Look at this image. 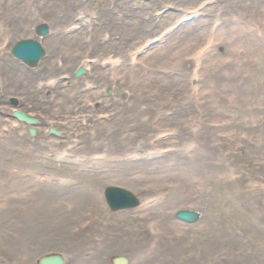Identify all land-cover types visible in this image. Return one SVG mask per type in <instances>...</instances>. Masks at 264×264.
<instances>
[{
    "label": "rangeland",
    "instance_id": "obj_1",
    "mask_svg": "<svg viewBox=\"0 0 264 264\" xmlns=\"http://www.w3.org/2000/svg\"><path fill=\"white\" fill-rule=\"evenodd\" d=\"M217 1L0 0V23L20 25L0 29L10 39L0 60L29 87L4 98L0 76V100L22 109L17 98L27 92V112L45 117L35 112L42 103L46 123L63 129L54 138L38 122L31 137L0 104V264L48 255L66 264L118 256L130 264H264V0L234 9ZM139 7L141 31L111 29ZM105 9L115 22L102 19ZM41 25L46 39L36 37ZM155 36L152 63L143 44ZM28 39L45 50L33 69L11 55ZM114 40L124 52L110 47ZM79 68L87 75L75 79ZM38 88L48 94L35 100ZM71 91L77 98L66 97ZM99 94L108 110L97 109ZM86 141L98 147L81 149ZM107 187L131 192L141 206L111 212ZM182 210L201 220L178 222Z\"/></svg>",
    "mask_w": 264,
    "mask_h": 264
},
{
    "label": "bare ground",
    "instance_id": "obj_2",
    "mask_svg": "<svg viewBox=\"0 0 264 264\" xmlns=\"http://www.w3.org/2000/svg\"><path fill=\"white\" fill-rule=\"evenodd\" d=\"M251 1L252 0H218L217 1V5L218 6H223V8H226V9H234V8H237V7H239V8H241V6H244V7H250V3H251ZM179 2H182V1H179ZM248 2H249V4H248ZM167 3H170V1H167ZM129 8L131 7V5H129L128 6ZM132 8V7H131ZM139 11L138 12H133L132 10H127L126 12H124V14H127V13H130L131 15L129 16V20H127L128 18L126 17L125 19H124V21H123V23H124V25H123V28H120V27H114V26H111V29L113 30V31H117L116 33H119V34H121V35H132L133 33H134V31H133V27H135L136 29H138L139 28V25H140V23L141 24H145L143 21H142V19H143V16L141 15V11H144V10H141L140 11V7H139V9H138ZM46 12H48V11H46ZM145 12V11H144ZM5 14H6V12H5ZM48 14H51L50 12H48ZM147 14V13H146ZM116 14L114 13V10H111V9H105L104 11H103V13H102V19H108L110 22H115V18H116V16H115ZM171 14H169L168 16H170ZM2 15H1V10H0V20H2ZM164 17V16H163ZM167 16H165V18H166ZM104 20H102L101 21V25H98V27H97V29H102L103 27H104ZM79 21H81V20H79ZM133 21V22H132ZM155 21V20H154ZM13 26H20V25H17V24H14V23H6V22H3V23H0V29H4L5 31H6V28H11V27H13ZM120 28V29H119ZM4 30H0V41L2 42V43H0L1 44V46H0V54H2V53H4L5 52V50H6V46H8L9 45V43H10V39H8V38H3V34H4V36H6V33L4 32ZM139 31H141V28H139L138 29ZM137 33V32H136ZM139 33V32H138ZM201 34H204V30H202V32H201ZM201 34H198L199 36L198 37H202V35ZM137 35V34H136ZM37 37V39H39L38 38V36H36ZM126 37H128V36H126ZM151 37V36H150ZM156 37V38H155ZM154 38H152V39H150V40H147V41H145L144 43L145 44H143L144 46L145 45H147L148 43H152L153 41H155L156 39H157V37H159V36H155ZM17 38V36L16 37H14V39H16ZM75 37L73 36V37H70V38H68V39H66V40H72V39H74ZM37 41V40H36ZM73 43V42H72ZM72 43H71V46H72ZM111 43L113 44V45H110V47L111 48H113V49H117L118 51L119 50H121V52H124L123 50L124 49H126V46H124V43H117V41L116 40H114V41H111ZM149 46H148V48L150 47V45H152V44H148ZM123 46V48H121ZM131 46H132V44H131ZM143 46V47H144ZM155 47V46H154ZM154 47H150L149 49L151 50H153V48ZM44 48V47H43ZM120 48V49H119ZM134 48V50L137 48L136 46L135 47H133ZM147 48V49H148ZM141 49V48H140ZM139 49V50H140ZM148 49V50H149ZM139 50H137L136 51V53L137 52H139ZM154 51V50H153ZM70 53H72V55H74V56H79L78 54H77V51H73L72 50V47H71V52ZM167 55V54H166ZM166 55H164L165 57H160V58H167V56ZM132 57V56H131ZM158 56L156 55V53H155V51L154 52H152L151 54H149L148 56H147V61H149V62H152V61H155V59L157 58ZM159 58V57H158ZM157 58V59H158ZM2 59V58H1ZM1 61V68H2V70L4 71H1L0 72V76H3V77H5L4 78V81H5V89H4V94H5V96H4V98L5 97H9L10 95H14L13 93H14V91L15 92H21L20 90H21V88H23V89H25L24 91H27L28 90V88H27V86L25 85V83L24 84H21V78L19 77V78H17V72H14V71H9L10 70V68L9 67H7L6 66V64H4V62H3V60H0ZM152 63H154V62H152ZM45 64V63H44ZM12 68H14V69H16L15 68V66L16 65H10ZM133 66H136V65H133ZM7 67V68H6ZM137 67H140V65H137L136 66V68ZM53 69H55V68H53ZM17 70H19L18 68H17ZM56 70V72H57V74L59 75V74H61V73H64V72H62V71H59V70H57V69H55ZM73 71V70H72ZM128 71V70H127ZM10 72H11V75H12V77H11V75H10ZM107 72H109V71H107ZM107 72H104L103 73V76H107ZM118 72H120V71H118ZM118 72H116L117 74H118ZM71 73V72H70ZM72 73H74V71L72 72ZM116 73H114V74H116ZM21 76H22V74H20ZM115 76V75H114ZM120 76V75H119ZM113 77V76H112ZM23 78V77H22ZM13 80H16V81H19V86H17V87H15V84H13ZM120 80H122V76L120 77ZM138 81L139 80H137V82H135V86L133 87V89L134 90H136L135 91V93L132 95V97H133V99L131 100V102H130V104L131 103H133V102H135L134 100H135V97L137 96V93L139 92L138 90L140 89V86L138 85L137 86V84H138ZM62 82V81H61ZM50 83V82H49ZM152 84V83H151ZM21 86H24V87H21ZM155 84L154 85H151V87H152V89H155ZM18 87H19V89H18ZM123 86H120V90H121V88H122ZM34 88V87H33ZM43 90V89H42ZM40 88H38V93H36V94H34L33 95V98L35 99V100H38L40 97H41V94L43 93V96L44 95H46V94H48V93H46V92H43ZM41 91V92H40ZM71 93V95H67L66 97H69V96H72L73 98H75L76 96H77V93H74V92H70ZM22 96H24V97H22ZM14 97H16V95H14ZM21 97H22V99H21ZM65 97V98H66ZM90 97H91V95H90ZM29 96H28V94H27V92L25 93V92H23V94L22 95H19L18 96V101H22L21 102V105H22V107H24V108H22V109H20V107H14V108H8V106H6V102H5V100H0V104H4V107H6V109H3V111L5 112L6 111V113H13L14 111H21V112H24L25 114H27V115H29L30 117H34V116H31V114L29 113V112H27V108H28V103H29ZM77 98V97H76ZM96 99H98V100H101L102 101V103H101V105L100 106H97V109H99V110H108V107H107V105H106V98H105V96L104 95H102V94H99V97H97ZM41 100V99H40ZM59 100H61L60 99V96H59ZM120 100V99H119ZM20 103V102H19ZM119 104H121V103H119ZM121 107V111H122V113H123V111H124V109H125V105L123 104V105H121L120 106ZM37 109L39 110V112H41L40 114L43 116V114H45L44 116L45 117H39L38 116V118H36V116L34 117L35 119H36V121H38L39 123H41V125H42V127H43V125H47L46 127H45V129L47 130V128L50 126L49 125V123H46L47 122V120H48V118L46 117V114H47V108H46V106H44L42 103H36V108H35V112H37ZM128 109V108H127ZM43 112V113H42ZM36 114V113H35ZM48 115H50V109H48ZM101 115H104L103 113L102 114H99L98 115V117L99 116H101ZM63 112H62V115H60L59 116V118H54L57 122L58 121H64L63 120ZM99 122V121H98ZM100 123H103V122H100ZM104 123H105V121H104ZM69 125L70 124H72L71 122H69L68 123ZM92 127L93 126H89V128H88V130H91L92 129ZM56 129L55 130H59V131H63V129H61L60 127H58V125L55 127ZM34 129H36V128H34ZM100 137H101V134L99 133V138L98 139H100ZM51 139H54V138H51ZM53 143H55V142H53ZM98 143H96V144H92L91 142H89V141H86V143H85V145L81 148V149H84V147L85 148H87V149H89V148H93V147H96V145H97ZM97 147H98V145H97ZM90 150V149H89ZM105 156V155H104ZM78 167H80V166H78ZM147 235V234H146ZM174 259V258H173ZM172 259V260H173Z\"/></svg>",
    "mask_w": 264,
    "mask_h": 264
},
{
    "label": "water",
    "instance_id": "obj_3",
    "mask_svg": "<svg viewBox=\"0 0 264 264\" xmlns=\"http://www.w3.org/2000/svg\"><path fill=\"white\" fill-rule=\"evenodd\" d=\"M38 36H46L48 34V27L45 25L37 28ZM12 54L18 60H21L29 67L34 68L38 65L41 58L44 57V50L39 43L27 40L18 42L12 50ZM85 73L84 69H79L76 73V78L82 76ZM13 117L19 122H24L30 125H36V121L27 117L21 112H14ZM36 131L31 129L30 135L35 136ZM106 202L113 212L134 209L139 206L138 199L130 192L115 188L108 187L105 190ZM176 218L182 222L192 224L198 221L199 215L195 212L181 211L176 214ZM114 264H128V260L125 257H118L114 259ZM39 264H65L64 258L61 256H47L40 259Z\"/></svg>",
    "mask_w": 264,
    "mask_h": 264
},
{
    "label": "flooded vegetation",
    "instance_id": "obj_4",
    "mask_svg": "<svg viewBox=\"0 0 264 264\" xmlns=\"http://www.w3.org/2000/svg\"><path fill=\"white\" fill-rule=\"evenodd\" d=\"M91 261L85 262V264H91ZM71 264H77V258H74Z\"/></svg>",
    "mask_w": 264,
    "mask_h": 264
}]
</instances>
